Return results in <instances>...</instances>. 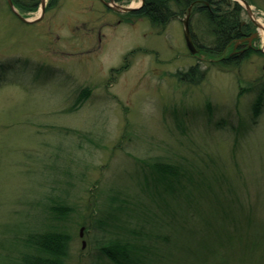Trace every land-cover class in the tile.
<instances>
[{"label": "rangeland", "instance_id": "374dc122", "mask_svg": "<svg viewBox=\"0 0 264 264\" xmlns=\"http://www.w3.org/2000/svg\"><path fill=\"white\" fill-rule=\"evenodd\" d=\"M19 1L29 6L34 0ZM41 1L35 11L21 14L38 18ZM247 2L264 24V0ZM185 19L159 28L110 10L100 0H47L42 21L25 24L0 0V66L8 65L0 87V225L26 221L41 195L64 180L71 182L65 190L79 207L94 198L106 211L103 204L115 189L133 201L143 196L146 161L183 162L194 158L192 149L226 157L227 174L235 173V157L245 175L259 172L264 165V52L242 57L237 65L214 66L211 58L189 51ZM260 40L254 46L263 48ZM239 49L231 45L218 60ZM198 64L202 71L192 75V82L180 79L178 72ZM85 87L90 96L72 111ZM236 137L240 146L234 147ZM58 142L73 172L67 176L60 170L47 174L45 168L56 160ZM98 190L106 193L97 199ZM70 227L66 264H104L97 246L115 230L96 228L87 234L85 228L81 236L77 221ZM8 235L13 231L0 228V239ZM260 252L257 260L249 256L233 264H264Z\"/></svg>", "mask_w": 264, "mask_h": 264}, {"label": "trees", "instance_id": "16d2710c", "mask_svg": "<svg viewBox=\"0 0 264 264\" xmlns=\"http://www.w3.org/2000/svg\"><path fill=\"white\" fill-rule=\"evenodd\" d=\"M13 1L20 12H33L38 7V0L29 6ZM190 9L193 41L200 55L211 58L214 66L239 64L242 58L236 55L218 60L235 41L252 34L251 23L241 25L245 9L238 2L145 0L140 10L126 15L145 18L154 26L165 28L187 16ZM252 53L258 51L248 55ZM6 66H0V87L6 80ZM200 66L177 74L182 81L192 82V75L202 71ZM49 71L57 73L54 69ZM49 71L47 75L53 76ZM90 94L88 87L80 89L71 110L80 109ZM260 108L258 103L256 115ZM70 132L80 135L78 131ZM235 140L234 147L239 145L238 137ZM55 148L59 151L54 153L57 162L45 166L47 174L54 176L59 170L66 176L72 174L63 159L68 155L61 142ZM191 153L194 158L187 157L183 162L146 161L147 169L140 167L143 196L130 201L119 189L112 190L108 203L103 204L107 205L106 211L98 209L100 200L96 202L94 198H90L93 207H79L65 190L71 182L64 180L54 191L41 195L34 204L35 210L33 206L26 214V221L0 225L2 230L13 231L11 238L8 235L0 239V264H66L73 241L70 226L76 221L86 228L87 234L96 228L102 233L115 230L114 237L107 236L97 246L96 255L104 264H233L243 263L249 256L257 260L264 250V165L249 177L240 170L234 155L235 173L227 174L226 157L197 153L194 149ZM95 193L98 199L106 192Z\"/></svg>", "mask_w": 264, "mask_h": 264}, {"label": "water", "instance_id": "95a60500", "mask_svg": "<svg viewBox=\"0 0 264 264\" xmlns=\"http://www.w3.org/2000/svg\"><path fill=\"white\" fill-rule=\"evenodd\" d=\"M6 1L9 5L11 11L16 15V17H18V19H20L22 22H24L26 24L39 23L40 21H42V19L45 16L47 0L41 1V14L38 18L32 19V20L26 18L25 16H23L19 12V10L16 8L13 0H6ZM101 1L109 9H112V10H114L116 12H120V13H131V12L138 11L143 7L144 2H145V0H141V4L137 7H135L133 5H129V6L119 5L115 0H109V1L101 0ZM234 1L239 2L240 4H242L245 7L248 15L250 16V18H252L253 22L255 23V25L257 27H260V28L263 27L261 25V23H259L255 19L254 15H253L252 7L246 0H234ZM190 18H191V9L189 10V14H188L187 18L183 21L184 26H185L184 37H185L186 45H187L189 51L191 52L192 55H196L198 53V50H197V48L194 44V41H193V35H192L191 25H190ZM253 37L250 38V42L253 41ZM83 231H84V228H81V236H83ZM85 245H86V243L84 242L83 247H85Z\"/></svg>", "mask_w": 264, "mask_h": 264}, {"label": "bare ground", "instance_id": "6f19581e", "mask_svg": "<svg viewBox=\"0 0 264 264\" xmlns=\"http://www.w3.org/2000/svg\"><path fill=\"white\" fill-rule=\"evenodd\" d=\"M248 15V14H247ZM188 16V15H187ZM187 16H186V18H187ZM248 17L250 18V16L248 15ZM242 24V26H245V25H249L250 23L252 24V34H251V36H250V38L251 37H253L254 35V37H253V40L256 42V41H261L260 39H263L264 40V24L263 23H261V22H259V23H261V25L263 26V27H257L256 25H255V23L253 22V20H252V18H250V19H248V18H246V13H244L243 15H242V22H241ZM190 25H191V18H190ZM243 42V40H237V41H235V43H234V45L236 44V48H239V45L241 44ZM253 46H254V44H253ZM197 48V47H196ZM263 51H264V43H263V48H261ZM197 50H198V53L196 54V55H194L195 57H199V56H201L200 55V50L197 48ZM256 51V50H255ZM257 52V51H256Z\"/></svg>", "mask_w": 264, "mask_h": 264}, {"label": "flooded vegetation", "instance_id": "af4514ba", "mask_svg": "<svg viewBox=\"0 0 264 264\" xmlns=\"http://www.w3.org/2000/svg\"><path fill=\"white\" fill-rule=\"evenodd\" d=\"M106 1V0H105ZM253 44L255 45V41L253 40L252 42H250V37L249 38H245L243 39V42L239 45V50H235L234 53L232 54L233 56H238V57H245L246 55H248V53L250 51H258V52H263L261 48H258L256 46H253Z\"/></svg>", "mask_w": 264, "mask_h": 264}]
</instances>
